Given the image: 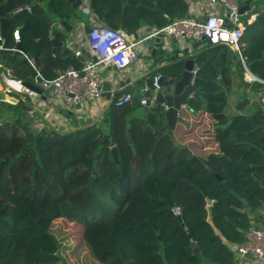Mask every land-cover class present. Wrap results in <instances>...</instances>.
<instances>
[{
    "label": "trees",
    "instance_id": "trees-1",
    "mask_svg": "<svg viewBox=\"0 0 264 264\" xmlns=\"http://www.w3.org/2000/svg\"><path fill=\"white\" fill-rule=\"evenodd\" d=\"M31 1L0 0V5L9 21L5 45L16 46L13 31L20 27V44L35 54L36 68L19 52L8 50L2 53L0 74L7 69L14 79L33 84L38 72L52 80L71 66L81 69L68 48L58 46L54 53L52 42L40 41L50 33L66 40L54 23L74 18L72 4ZM83 1L100 23L135 37L144 25L160 29L189 10L188 0ZM25 4L33 6L32 13H16ZM134 5L142 7L138 11ZM253 27L261 29L259 37L251 35ZM244 42L250 70L264 79V10L258 8ZM203 48L195 57L200 69L189 104L210 117L218 150L207 156L177 146L161 121L156 133L141 120L129 128L127 111L115 101L100 123L64 132L36 127L30 99L12 92L18 102L0 99V264H60L62 244L51 231L60 218L83 225L113 224L123 237L115 246L84 239L80 264H93L87 260L90 255L102 264L235 262V251L208 222V198L215 200L212 212L219 231L236 245L244 243L251 222L259 220L251 213L264 207V103L227 116L235 75L247 89L243 67L226 45L208 42ZM55 59L63 63V72L49 75ZM183 71L181 67L170 77L157 73L170 79ZM260 87L254 85V92ZM176 206L182 208L179 216L173 212ZM100 247L109 249L115 263Z\"/></svg>",
    "mask_w": 264,
    "mask_h": 264
},
{
    "label": "crops",
    "instance_id": "crops-1",
    "mask_svg": "<svg viewBox=\"0 0 264 264\" xmlns=\"http://www.w3.org/2000/svg\"><path fill=\"white\" fill-rule=\"evenodd\" d=\"M39 1L42 2L43 0ZM246 1L247 0H243V2H241V0H239V3L241 4V6H243L246 4ZM249 1L251 8L248 13H246L245 15L243 14V23L247 27L248 25H253L256 22L258 8L260 7V9L264 10V0ZM188 3L189 10L187 16L201 17L203 13L223 14L224 12V8L222 7V5H210L208 0H188ZM140 6L142 5H134V7H136L138 11L140 9ZM75 11L76 15L74 16V18L68 21L71 25L74 26V32L66 36L67 41H64V46H62L64 49L68 48L73 55L75 50L84 48V43L87 38V34L84 30L85 26H92L94 23H100L92 16L85 2H83V5ZM61 22V20H56L54 26L57 31L63 33L65 32V29ZM154 29H156L154 26L144 25L138 31V37H143ZM260 34L261 29L258 27H253L251 35L253 37H259ZM73 41H75L74 44L72 43ZM69 43L70 48L67 47ZM163 49L164 48L161 43L158 47H156L155 39H151L147 41V46L142 47L141 62L131 65L123 71H119L114 67H102L100 69V73L104 75V77L100 76V78L102 80L103 85L106 81L112 83V87L109 90L110 92L104 91V94L100 98L94 101L86 100L80 106L77 105L76 107L67 108L63 102L54 101L52 89L43 90L42 94H38L29 90L23 85L22 81L16 80L11 77L7 69L3 70V72L0 74V92L3 91L6 93L7 96H10V93L15 90L21 95L22 98L28 100L30 99L32 105V112L30 116L33 119L36 127L39 128L40 125L47 123L45 127H51L58 131L64 132L100 123L109 112L111 105L114 103L117 97H120L125 93H131L133 95V101L130 104L122 107L125 112L127 111L125 120L127 122L128 127H132V123L134 120H141L144 124L152 128L151 130L153 133H156L161 129V127L159 126V121H161L162 127H165L167 124V129L165 130L166 133V131L169 129L166 117L162 115V112L154 111V109L158 105L155 101V95L151 94V96L149 97L150 102L148 106H144L140 102L142 97L140 90L141 88L147 85V79L152 78L155 73L161 72L164 73L166 76L170 77L174 74L176 70H179L181 67H184V60L187 61L189 59H193L195 61V57L200 52H202V49L204 48L203 46L199 48H194L190 44L185 45L182 44L180 40L172 38L171 50L164 49L167 53L161 54L162 52H164ZM2 53L3 51H0L1 68L4 62ZM150 55L153 60L151 59L150 62L144 61V57ZM77 59L80 60L81 64L85 60L84 57ZM195 63V69L197 68L199 71V65L196 61ZM56 65H59V67H55ZM62 65L63 63L61 61L55 59V64L53 67L54 70L48 71V74L59 75L61 72H63V69H61ZM156 66L157 68H154ZM115 74L118 75V80L114 79ZM120 81H123L125 85L120 86L118 84ZM241 82V79L235 75V86L233 90H236V93L240 91L241 94H247V96L245 97H248L251 102H255L253 95L248 93L245 87L240 86ZM193 84H195V81H193ZM234 91L230 94L229 102L226 106L225 113L227 116H232L239 112L236 109V103L238 100L244 98V96L240 97V93L235 94ZM108 93H111V96H109ZM193 94L194 93H192L191 96ZM249 106H252L251 103L246 107V109H248ZM180 116L182 117V121L177 122L176 127L173 129L174 137L172 140L176 145V133L178 132L181 135L183 142L185 143L184 147H189V145L197 147V153L193 152L194 154L207 156L210 152H216L218 150V143L215 140L214 130L212 128L211 120L207 112H195L192 109L188 110L183 107L180 112ZM71 120H73V122ZM126 135L128 140L131 141V136L128 134V130H126ZM258 213L264 215V207L261 208ZM251 217H253L254 219L258 218L256 212H252ZM254 221L260 229L264 228V222L261 219ZM236 261L242 264H257L256 262L253 263L247 258L236 259Z\"/></svg>",
    "mask_w": 264,
    "mask_h": 264
},
{
    "label": "built area",
    "instance_id": "built-area-1",
    "mask_svg": "<svg viewBox=\"0 0 264 264\" xmlns=\"http://www.w3.org/2000/svg\"><path fill=\"white\" fill-rule=\"evenodd\" d=\"M209 4H220L224 8L223 14L203 13L201 17L181 16L172 20L166 26L160 29H154L143 37L128 35L122 31L116 30L102 23H94L91 31L86 35L84 48L90 53V57L82 63L81 69L69 67L55 79L44 78L39 72L36 77V83L43 90L50 89L54 85V101H61L67 108L82 105L86 100H96L104 94L102 80L100 78V69L102 67H114L123 71L131 65L137 64L142 60V47L147 46V41L155 39L160 34L161 44L166 50H171V39L176 38L182 44H189L190 39H201L206 37L212 45H226L235 53L237 61L243 67V79L247 84L248 93L252 94L254 100L258 103H264V79L253 73L248 64L245 54L246 44L244 42L245 30L247 26L241 21L243 14L240 12L241 5L239 0H208ZM33 6L25 4L19 7L16 13H32ZM13 38L16 46L7 47L5 45V35L3 34V21L0 16V51L19 52L29 64L36 68L34 59L23 49L17 47L21 43L22 35L20 28L13 31ZM70 48V43L67 46ZM83 49L74 51L77 58L84 56ZM95 58V59H94ZM198 69L194 70L196 75ZM41 81L38 83V79ZM163 75L155 73L152 77L151 85L141 88V104L148 106L151 94L161 88ZM261 87L254 92L253 87L256 84ZM133 101L131 93H125L117 97L115 104L117 107H123ZM47 123L40 125L43 128ZM176 216L182 214V208L176 206L173 209ZM236 259L246 258L252 255L256 263L264 264V229H260L255 221L246 233V241L236 245ZM235 259V261H236Z\"/></svg>",
    "mask_w": 264,
    "mask_h": 264
},
{
    "label": "water",
    "instance_id": "water-1",
    "mask_svg": "<svg viewBox=\"0 0 264 264\" xmlns=\"http://www.w3.org/2000/svg\"><path fill=\"white\" fill-rule=\"evenodd\" d=\"M71 4L73 9H78L83 5V0H68ZM131 3H133V0H131ZM142 6H140L141 8ZM250 1L247 0L246 4L241 6L240 12L241 14H245L250 10ZM0 16L2 17L3 21V34L5 36L8 35V26L9 21L6 17L5 7L4 5H0ZM181 16H178L180 18ZM61 24L63 25L65 32L64 34L67 36L68 34H71L74 32V26L71 25L68 21H62ZM85 33L88 34L91 31V26L86 25ZM161 37H163V34H160L158 37H155V46L158 47L161 43ZM67 39V38H66ZM40 41H46V42H52L54 44V53L56 52V49L58 46H64V41L67 40H57L55 38L54 33H50L49 36H45ZM208 43V40L206 37H202L201 39L195 40L190 39L189 44L192 45L194 48H199L204 46ZM17 47L19 49H23L21 44H18ZM84 58L87 59L90 57V53L87 52L85 49H83ZM33 59H35V54L29 52L28 53ZM95 59V58H94ZM195 61L193 59H189L185 62L184 65V71L181 76L170 78V79H162L161 80V88L155 93V101L157 102V107L154 109L156 112H162L164 116L167 119V123L169 126V129L166 131V134L173 139L174 137V131L173 129L176 127L177 122L182 121V117L180 116V112L182 108H186L188 110H191L190 104H189V98L192 93L195 92V85L193 84V81H196L198 78L197 75L194 74L195 70ZM146 77V76H145ZM114 79L118 80V75H114ZM41 81V78L38 79V83ZM130 82V81H128ZM152 78L147 79V85H151ZM120 86H124V82L120 81L118 83ZM25 87H27L29 90L42 94L43 89L41 86L37 83H23ZM112 87V83L106 81L103 85V89L105 92H110V88ZM54 85H51L50 89L54 90ZM229 90V88H228ZM109 96H111V93H108ZM0 99L1 100H7L11 102H18L14 97L7 96L5 92H0ZM251 103L253 107L259 106V103L257 101L251 102L248 97H244L237 101L236 103V109L239 112L245 111L246 107ZM80 106V105H78ZM132 148L134 149V146L132 145ZM113 154L117 161H119L118 156V150L116 147H113ZM226 186H228L230 189H232V186L229 184L228 181L225 182ZM215 200H212L211 198H208V222L212 224L214 230L216 233L222 238L223 242L228 245L233 251H236V245L233 242H230L226 239V237L223 235L222 232L219 231L217 225L214 223L213 218V212H212V205ZM258 218L261 219L264 222V215L259 214ZM264 229V228H263ZM186 231L189 233V230L186 229ZM189 237L192 239V235L189 234ZM161 238V236H160ZM162 239V238H161ZM192 247L195 249V253H200V248L197 246V244L192 241ZM246 258L253 263H255V258L252 255H247ZM260 264V263H257Z\"/></svg>",
    "mask_w": 264,
    "mask_h": 264
},
{
    "label": "rangeland",
    "instance_id": "rangeland-1",
    "mask_svg": "<svg viewBox=\"0 0 264 264\" xmlns=\"http://www.w3.org/2000/svg\"><path fill=\"white\" fill-rule=\"evenodd\" d=\"M31 2L32 4L34 3L33 0ZM243 19H244V16H242L241 18L242 22H243ZM74 42L75 41H73L72 43L74 44ZM165 53L167 52H165L164 50V52H162L161 54H165ZM151 59H152L151 55L144 57V61L146 62H150ZM154 68H157V66ZM100 76L104 77V75H102L101 73H100ZM237 90H240V89H237ZM234 93L237 94V93H240V91L236 93V90H235ZM12 94L15 95L16 97L20 95L15 90L12 92ZM240 95L242 94L240 93ZM248 108H251V106H249ZM249 111H252V110L250 109ZM71 121L73 122V120ZM176 138H177V142H176L177 145L179 147H184L185 143L183 142L182 137L178 132L176 133ZM195 144H198V143H195ZM188 148L192 152H196L198 150L197 147L193 145H189ZM258 212L259 210L256 211L257 216L259 214ZM113 227H114L113 224H108L106 226H101L97 223L83 225L80 223L71 222L69 219H65V218H60L56 220V222L53 223L51 231L56 235V237L60 240L62 244L61 255H62L63 260L60 262V264H80L78 260V255H82L81 247L83 245L82 242L84 239L97 240V242L103 241V242H106L107 244L112 243L113 246L117 245L121 241L120 239H122L123 237L121 234L117 233L116 230H114L115 227L114 228ZM116 237L119 239H117ZM100 249L103 255L109 256L110 261L112 259L111 262L115 263V258L109 254L110 251L108 248L100 247ZM85 250L87 251L86 248ZM88 252L89 251H87L86 253ZM235 255H236V252H235ZM87 260L93 261L92 262L93 264L94 262L96 264H102L92 255H90V257L88 256ZM233 264H242V263L235 261Z\"/></svg>",
    "mask_w": 264,
    "mask_h": 264
}]
</instances>
